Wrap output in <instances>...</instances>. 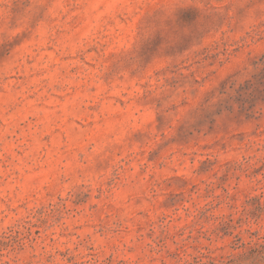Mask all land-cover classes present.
Here are the masks:
<instances>
[{"label": "rangeland", "instance_id": "obj_1", "mask_svg": "<svg viewBox=\"0 0 264 264\" xmlns=\"http://www.w3.org/2000/svg\"><path fill=\"white\" fill-rule=\"evenodd\" d=\"M0 264H264V0H0Z\"/></svg>", "mask_w": 264, "mask_h": 264}]
</instances>
